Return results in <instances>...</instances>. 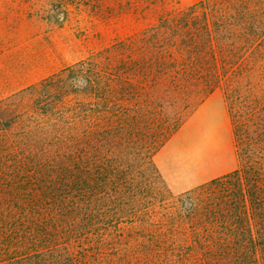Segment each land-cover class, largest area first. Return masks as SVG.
<instances>
[{"label": "trees", "instance_id": "trees-1", "mask_svg": "<svg viewBox=\"0 0 264 264\" xmlns=\"http://www.w3.org/2000/svg\"><path fill=\"white\" fill-rule=\"evenodd\" d=\"M172 9L0 99V264H264V0ZM234 170L155 153L215 91Z\"/></svg>", "mask_w": 264, "mask_h": 264}, {"label": "rangeland", "instance_id": "rangeland-1", "mask_svg": "<svg viewBox=\"0 0 264 264\" xmlns=\"http://www.w3.org/2000/svg\"><path fill=\"white\" fill-rule=\"evenodd\" d=\"M174 1L0 0V99L144 29ZM165 144L176 186L164 180L175 193L237 168L223 94L212 93Z\"/></svg>", "mask_w": 264, "mask_h": 264}, {"label": "crops", "instance_id": "crops-1", "mask_svg": "<svg viewBox=\"0 0 264 264\" xmlns=\"http://www.w3.org/2000/svg\"><path fill=\"white\" fill-rule=\"evenodd\" d=\"M178 1L181 5H189L192 3H196L200 0H178ZM164 150H166V144H164L160 149V152L163 151V153L159 154V156L157 157L158 158V170L159 172H161V174L163 175V178L169 183V185L176 186V182L171 175L172 172L169 168V165L166 162V160L162 157V154H164ZM193 184H197V183H193Z\"/></svg>", "mask_w": 264, "mask_h": 264}]
</instances>
